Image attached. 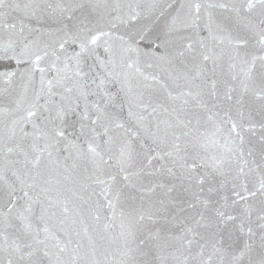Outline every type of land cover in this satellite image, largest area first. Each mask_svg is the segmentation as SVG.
<instances>
[{"label":"snow or ice","instance_id":"snow-or-ice-1","mask_svg":"<svg viewBox=\"0 0 264 264\" xmlns=\"http://www.w3.org/2000/svg\"><path fill=\"white\" fill-rule=\"evenodd\" d=\"M0 264H264V0H0Z\"/></svg>","mask_w":264,"mask_h":264}]
</instances>
